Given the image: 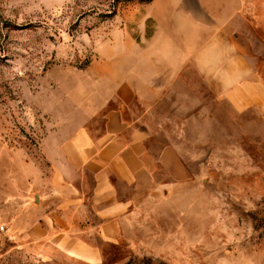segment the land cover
<instances>
[{"label": "rangeland", "instance_id": "obj_1", "mask_svg": "<svg viewBox=\"0 0 264 264\" xmlns=\"http://www.w3.org/2000/svg\"><path fill=\"white\" fill-rule=\"evenodd\" d=\"M153 1L0 0V264H81L8 220L29 177L48 172L45 139L101 103V61L140 41ZM243 43L264 80V29ZM208 99L211 121L181 112L182 132H155L156 146L177 144L190 180L146 207L132 243L104 247V264H264V117Z\"/></svg>", "mask_w": 264, "mask_h": 264}, {"label": "crops", "instance_id": "obj_2", "mask_svg": "<svg viewBox=\"0 0 264 264\" xmlns=\"http://www.w3.org/2000/svg\"><path fill=\"white\" fill-rule=\"evenodd\" d=\"M259 29L264 0L147 5L140 41L130 35L100 63L101 103L74 131L45 139L48 172L17 195L12 228L81 264H104V247L132 243L146 207L191 177L177 144L156 146L155 132H182L181 112L188 124L211 121L208 97L264 117V80L243 43Z\"/></svg>", "mask_w": 264, "mask_h": 264}, {"label": "built area", "instance_id": "obj_3", "mask_svg": "<svg viewBox=\"0 0 264 264\" xmlns=\"http://www.w3.org/2000/svg\"><path fill=\"white\" fill-rule=\"evenodd\" d=\"M4 228H1V230H3Z\"/></svg>", "mask_w": 264, "mask_h": 264}]
</instances>
